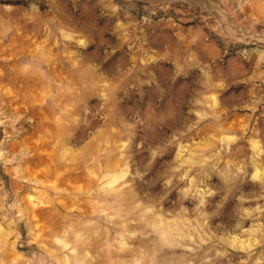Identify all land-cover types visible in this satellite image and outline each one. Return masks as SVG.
<instances>
[{
  "label": "rangeland",
  "instance_id": "rangeland-1",
  "mask_svg": "<svg viewBox=\"0 0 264 264\" xmlns=\"http://www.w3.org/2000/svg\"><path fill=\"white\" fill-rule=\"evenodd\" d=\"M0 264H264V0H0Z\"/></svg>",
  "mask_w": 264,
  "mask_h": 264
}]
</instances>
